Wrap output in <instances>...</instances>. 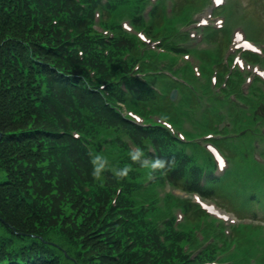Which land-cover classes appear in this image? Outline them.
Returning <instances> with one entry per match:
<instances>
[{"label": "trees", "instance_id": "16d2710c", "mask_svg": "<svg viewBox=\"0 0 264 264\" xmlns=\"http://www.w3.org/2000/svg\"><path fill=\"white\" fill-rule=\"evenodd\" d=\"M39 3H42L41 6ZM46 7L48 5L45 0H0V131L5 133L25 131V129L35 130L10 136L5 133L0 140V171L2 172L0 179L4 174L7 175V179L0 182V215L6 221V225H0V232L6 230L10 232L8 235H0V264H8L12 259H19L16 253L20 250L24 253L40 254L44 245L48 250L53 249L54 247L48 245L46 240L50 237L48 232L54 231L57 227L65 228L63 232L58 231L59 243L68 249L71 246L70 251L74 255H80L74 249L86 255L94 254L83 260L85 264H114L116 262L112 256L122 248L118 242L126 239L127 235L126 232L118 230V222H112L110 225L104 222L101 228L96 229L102 219L112 220L102 215L109 196H105L107 194L105 185L95 181L92 168L82 163L80 158L85 152L79 141L68 136L67 143L72 140L75 145L68 148L67 152L70 153V157L75 156L73 162L78 163L80 174L85 176L89 184L94 187H92V196L97 199L96 205L92 207L88 204L84 195L86 193H81V188L73 184L69 186L74 182L72 180L64 184L62 191L54 196L51 214L48 213L49 202L45 209L44 206L40 208L37 206V209L31 206L37 200L35 195L40 192L42 168H49L51 164L56 167L61 166L62 147L52 144H60L62 135L53 134L56 132L53 126L66 129L67 123L57 115L60 112L55 107L56 103L65 108L71 116L73 127H85L96 132L94 125L102 128V124L110 128L122 124L119 113L105 105L99 98L101 96L86 83V77L89 76L87 68L79 67L84 73L80 78L48 72L50 75L48 82L52 87L51 96L46 94L43 86L35 84L34 78H29V81L33 80L34 88L28 85L26 81L28 79H21L15 56H21L22 53L25 55V51L27 54L38 53L34 50V45L29 46V42L44 45L48 38L54 41L59 34L62 37L58 27L55 26L56 29L54 26L48 27L50 19L44 15ZM52 8L64 25L73 22L76 26L85 27V22L79 17L77 5L73 0H56ZM87 36V32L84 34L81 32L75 45L80 44L87 49L89 53L85 60L90 66L96 69L98 67L100 70L103 66V70H108L109 57L103 53H96L92 49V41L83 38ZM64 41L67 42L68 39ZM118 43L119 41H116L115 44ZM67 60L69 59L65 58L63 62L67 63ZM71 64L73 65L74 62ZM109 70L113 71L115 67ZM74 72L78 71L74 70ZM92 86L97 90L95 83H92ZM115 89L118 91L115 87L112 90ZM90 100L92 106L89 104ZM88 115L98 123L86 124L84 119ZM84 157L87 165H90L88 156ZM31 179L36 183L34 188L28 186ZM52 194L55 192L50 190L49 197ZM12 226L20 233L15 234ZM90 230L93 232L91 233ZM112 232L120 238L118 242L108 240ZM135 232L138 233L136 229ZM65 235L67 239L64 238ZM133 235L135 237V234ZM19 244L22 247L19 248ZM46 264H58V261L53 259V262Z\"/></svg>", "mask_w": 264, "mask_h": 264}, {"label": "clouds", "instance_id": "9594fccd", "mask_svg": "<svg viewBox=\"0 0 264 264\" xmlns=\"http://www.w3.org/2000/svg\"><path fill=\"white\" fill-rule=\"evenodd\" d=\"M128 156L131 161L138 162L140 167L150 170L165 169L167 161L161 156H147L145 155V148L139 144L128 150ZM90 160L92 163V175L94 177H100L103 171L111 167L113 174L117 177L126 176L132 167L130 163H124L122 166H110L108 157L101 152L90 154Z\"/></svg>", "mask_w": 264, "mask_h": 264}, {"label": "rangeland", "instance_id": "374dc122", "mask_svg": "<svg viewBox=\"0 0 264 264\" xmlns=\"http://www.w3.org/2000/svg\"><path fill=\"white\" fill-rule=\"evenodd\" d=\"M247 2H248V0H246V3H247ZM254 23L256 24V26H260V25H262V24H261L260 22H258V21H254ZM263 35H264V34H263ZM194 60H195V62L197 63L198 66H200V65L204 62L201 58H199V57H197V56H195ZM222 62H224V63L227 62L226 57L223 58ZM203 69H205V68H203ZM0 175H2V172H1V171H0ZM64 230H65V228L57 227V228H54V231H52V232H48V233H49V234H53V235H55V236H57V237L60 238V236L58 235V234H59L58 231L63 232ZM64 238L67 239V238H68L67 235H65ZM75 252H77V251H75Z\"/></svg>", "mask_w": 264, "mask_h": 264}]
</instances>
